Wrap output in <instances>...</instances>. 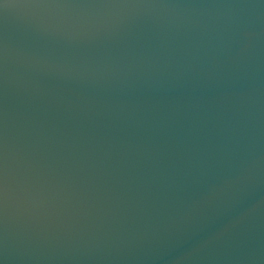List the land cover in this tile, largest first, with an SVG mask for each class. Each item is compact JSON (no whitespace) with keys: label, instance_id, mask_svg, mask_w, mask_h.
Masks as SVG:
<instances>
[{"label":"water","instance_id":"1","mask_svg":"<svg viewBox=\"0 0 264 264\" xmlns=\"http://www.w3.org/2000/svg\"><path fill=\"white\" fill-rule=\"evenodd\" d=\"M0 264H264V0H0Z\"/></svg>","mask_w":264,"mask_h":264}]
</instances>
